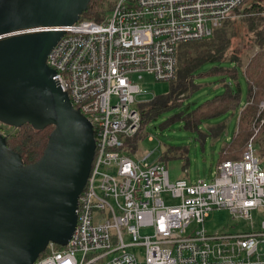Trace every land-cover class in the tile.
<instances>
[{"label":"built area","instance_id":"built-area-1","mask_svg":"<svg viewBox=\"0 0 264 264\" xmlns=\"http://www.w3.org/2000/svg\"><path fill=\"white\" fill-rule=\"evenodd\" d=\"M243 2L112 0L101 22L60 29L46 65L90 123L95 150L69 241L62 250L50 243L34 264H264V169L251 141L241 159L193 184L171 182L163 163L124 149L141 124L135 75L172 82L178 46L210 38ZM214 210L251 227L260 211L259 230L210 235L204 224Z\"/></svg>","mask_w":264,"mask_h":264},{"label":"water","instance_id":"water-1","mask_svg":"<svg viewBox=\"0 0 264 264\" xmlns=\"http://www.w3.org/2000/svg\"><path fill=\"white\" fill-rule=\"evenodd\" d=\"M90 1L0 0V121L53 127L42 156L28 166L0 135V264H34L74 231L95 141L46 59L60 29L76 23Z\"/></svg>","mask_w":264,"mask_h":264},{"label":"trees","instance_id":"trees-1","mask_svg":"<svg viewBox=\"0 0 264 264\" xmlns=\"http://www.w3.org/2000/svg\"><path fill=\"white\" fill-rule=\"evenodd\" d=\"M111 8L112 0H91L79 20L101 22ZM239 8L234 13H238ZM241 12L252 13L253 16L241 19L240 28L237 22L228 19L213 31L210 38L178 46L176 77L169 82V93L137 105L141 119L140 128L135 136L124 141V149L131 158L139 159L140 142L146 138L145 126L167 111L181 108L183 102L194 93L197 89L194 85L196 72L204 64L228 62L234 66L233 69L217 68L211 73L221 77L220 83L225 89L224 93L204 101L189 113L175 116L165 125L179 121L183 122L185 129L198 131L204 121L241 108L236 130L229 142L221 147L218 161L241 159L251 141L257 150L258 158L264 163V110H259L260 104L264 103V0H253L250 6ZM241 35L246 40L242 49L240 45H235ZM239 73L246 83L244 105L241 104ZM228 79L230 81L226 84ZM2 124L5 132L0 135L5 138L7 148L20 155L24 166L40 159L53 131L52 126L37 127L28 123L12 126L0 121V130L3 128ZM219 128L218 131L222 133L224 127ZM164 160L165 157H162L159 162ZM55 249L62 250L63 247L56 245ZM45 255L46 253L41 254L40 257Z\"/></svg>","mask_w":264,"mask_h":264},{"label":"rangeland","instance_id":"rangeland-1","mask_svg":"<svg viewBox=\"0 0 264 264\" xmlns=\"http://www.w3.org/2000/svg\"><path fill=\"white\" fill-rule=\"evenodd\" d=\"M252 1L245 0L237 11L238 13H234L230 18L231 22H237L239 28L242 26L241 19L253 16L252 13L243 14L241 12L243 9L248 8ZM244 42L246 40L241 35L235 41V45H240L242 49ZM217 68L233 69L234 66L228 62L204 64L195 75L194 85L197 86V89L183 102L182 107L167 111L145 126L146 138L140 142L138 155L140 158L149 155V164L165 157V160L161 163L166 167L171 182L179 179H185L190 184L197 181L209 182L213 178L215 168L219 163L218 158L221 147L229 142L236 130L241 108L204 121L198 131L185 129L183 122L179 121L165 125L175 116L189 113L204 101L224 93L225 89L220 83L221 77L211 75L212 71ZM139 76L141 77L140 80ZM229 81L230 79L226 81V84ZM135 82L141 90V94L136 97L137 105L150 102L155 97L167 95L170 91L169 83L156 82L153 77L145 73L136 74ZM239 84L242 89L241 104L244 105L246 102V83L241 73H239ZM4 114L0 111L1 116ZM221 126L224 127L222 133L218 131ZM2 127L0 133L5 132L3 124ZM150 137L151 141L149 140ZM260 165L264 169L262 161H260ZM259 214H261L260 211L253 213L251 227L242 220L233 219L231 214L225 210H214L209 214L204 227L210 235L256 232L259 230L261 220ZM149 233L150 231L141 232L142 235ZM134 253L139 256L142 255L141 250H135Z\"/></svg>","mask_w":264,"mask_h":264}]
</instances>
